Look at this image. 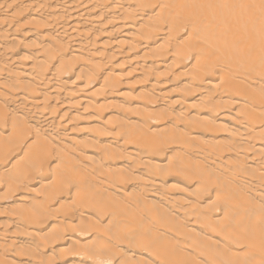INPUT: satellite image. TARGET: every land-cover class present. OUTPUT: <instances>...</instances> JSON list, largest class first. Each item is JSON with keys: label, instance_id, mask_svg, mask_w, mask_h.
I'll return each instance as SVG.
<instances>
[{"label": "bare ground", "instance_id": "obj_1", "mask_svg": "<svg viewBox=\"0 0 264 264\" xmlns=\"http://www.w3.org/2000/svg\"><path fill=\"white\" fill-rule=\"evenodd\" d=\"M0 264H264V0H0Z\"/></svg>", "mask_w": 264, "mask_h": 264}]
</instances>
